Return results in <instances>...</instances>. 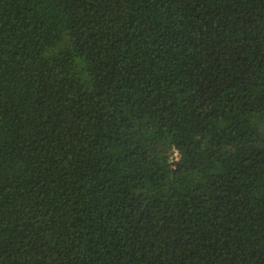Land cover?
<instances>
[{
    "label": "trees",
    "instance_id": "obj_1",
    "mask_svg": "<svg viewBox=\"0 0 264 264\" xmlns=\"http://www.w3.org/2000/svg\"><path fill=\"white\" fill-rule=\"evenodd\" d=\"M0 264H264V0H0Z\"/></svg>",
    "mask_w": 264,
    "mask_h": 264
}]
</instances>
